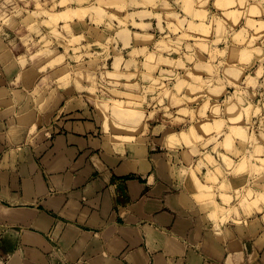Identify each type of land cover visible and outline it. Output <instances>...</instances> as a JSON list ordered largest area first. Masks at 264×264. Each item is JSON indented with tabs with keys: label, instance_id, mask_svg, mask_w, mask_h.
<instances>
[{
	"label": "rangeland",
	"instance_id": "obj_1",
	"mask_svg": "<svg viewBox=\"0 0 264 264\" xmlns=\"http://www.w3.org/2000/svg\"><path fill=\"white\" fill-rule=\"evenodd\" d=\"M0 45L40 66L30 116L87 106L112 152L141 138L223 232L264 239V0H0Z\"/></svg>",
	"mask_w": 264,
	"mask_h": 264
},
{
	"label": "crops",
	"instance_id": "obj_2",
	"mask_svg": "<svg viewBox=\"0 0 264 264\" xmlns=\"http://www.w3.org/2000/svg\"><path fill=\"white\" fill-rule=\"evenodd\" d=\"M11 57L0 63V264H264L262 236L223 232L153 155L108 150L87 106L30 116L40 66Z\"/></svg>",
	"mask_w": 264,
	"mask_h": 264
},
{
	"label": "bare ground",
	"instance_id": "obj_3",
	"mask_svg": "<svg viewBox=\"0 0 264 264\" xmlns=\"http://www.w3.org/2000/svg\"><path fill=\"white\" fill-rule=\"evenodd\" d=\"M74 38V37H73ZM76 38V37H75ZM45 89V88H44ZM132 137V136H131ZM127 138V137H126ZM134 138V137H133ZM132 138V143H130L131 141H129V143H130V147H131V149H129V151H131V153L132 154H135V155H137L138 153L137 152H144V143H141L140 141H141V138H140V140H139V142L138 141H136V140H138V139H133ZM138 138V137H137ZM129 140H130V137L128 138ZM142 141H143V139H142ZM108 144V143H107ZM108 146V145H107ZM106 145H105V147H107ZM152 148V147H151ZM108 150H110V148L108 147ZM111 151V150H110ZM208 173V172H207ZM220 176V175H219ZM214 177V176H213ZM214 178H216V177H214ZM196 179V178H195ZM211 180H212V177L210 178ZM210 179H208V180H210ZM210 180V181H211ZM194 181V180H193ZM217 181V180H216ZM208 182V181H207ZM212 182V181H211ZM213 182H214V180H213ZM212 182V183H213ZM193 183V182H192ZM210 183V182H209ZM203 187V186H202ZM201 187V188H202ZM218 187V186H217ZM221 188H222V186H221ZM204 189H210V188H204ZM213 189V188H212ZM211 189V190H212ZM198 190H199V188H198ZM238 190V189H237ZM201 191V190H200ZM206 191V190H205ZM217 191V190H216ZM210 193V192H209ZM207 195V194H206ZM222 195V194H221ZM208 196H209V194H208ZM219 196V195H218ZM210 198V197H209Z\"/></svg>",
	"mask_w": 264,
	"mask_h": 264
}]
</instances>
